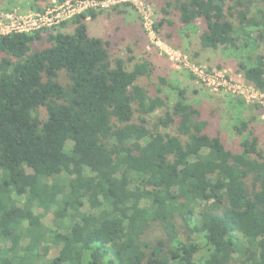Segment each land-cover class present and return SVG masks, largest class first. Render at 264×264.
I'll return each mask as SVG.
<instances>
[{
	"label": "trees",
	"instance_id": "16d2710c",
	"mask_svg": "<svg viewBox=\"0 0 264 264\" xmlns=\"http://www.w3.org/2000/svg\"><path fill=\"white\" fill-rule=\"evenodd\" d=\"M24 1L43 12L52 0ZM261 3L165 0L154 29L167 41L174 18L199 30L195 59L222 49L264 93ZM95 16L0 35V264H264V151L250 123L236 120L228 148L184 88L140 83L150 60L112 58L90 34ZM156 224L164 239L152 241Z\"/></svg>",
	"mask_w": 264,
	"mask_h": 264
},
{
	"label": "rangeland",
	"instance_id": "374dc122",
	"mask_svg": "<svg viewBox=\"0 0 264 264\" xmlns=\"http://www.w3.org/2000/svg\"><path fill=\"white\" fill-rule=\"evenodd\" d=\"M51 4L52 1L48 6ZM105 4L106 6L88 9L94 11L96 16L93 19L87 18V23L91 35L110 43L112 58L125 59L127 66L138 60H150L154 64V73L148 78H142L141 84L157 85L158 78L164 76L184 88L189 102L198 106L205 118L210 120V130L220 133L228 148L232 150L238 149L240 144V136L235 132L233 125L236 120L248 121L259 137L260 147L264 151V94H255L251 84L237 73L235 66L238 59L234 55L227 56L225 53L228 52H222L220 49L216 52H203L202 60L195 59L190 41L196 47L199 30L187 29L175 18L174 26H168L166 29L173 33L171 40L167 41L163 36L155 34L150 24L156 23L160 17L159 9L164 6L165 0H126L118 4ZM261 5L264 7L262 3L256 7ZM29 10L31 8L24 0H0V12ZM73 29L71 26L62 32L71 33ZM244 54L245 52L241 57ZM129 58L134 60L130 62ZM167 92L171 104L175 95ZM239 100L244 102L240 103ZM42 115L44 117L45 113ZM154 115H161V112L157 111ZM165 132L173 133L171 129ZM37 212L42 213V210L37 209ZM52 220V214L44 218L46 225L52 224ZM179 230L181 237L185 239V228L180 225ZM146 237L154 241L164 239V234L156 224L149 227ZM205 252L204 247L198 256H203ZM58 253L59 248L51 245L46 260L56 257Z\"/></svg>",
	"mask_w": 264,
	"mask_h": 264
},
{
	"label": "built area",
	"instance_id": "2783aa9c",
	"mask_svg": "<svg viewBox=\"0 0 264 264\" xmlns=\"http://www.w3.org/2000/svg\"><path fill=\"white\" fill-rule=\"evenodd\" d=\"M121 1L126 0H68L61 4L52 0L53 4L48 6L43 12L32 10L26 12H0V35L33 33L47 27L56 26L65 20L88 11L90 7L106 6L105 3L107 2L118 4ZM150 27L157 34L154 29V22L150 24ZM251 87L256 91L255 94H264L253 85Z\"/></svg>",
	"mask_w": 264,
	"mask_h": 264
}]
</instances>
